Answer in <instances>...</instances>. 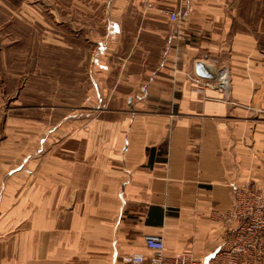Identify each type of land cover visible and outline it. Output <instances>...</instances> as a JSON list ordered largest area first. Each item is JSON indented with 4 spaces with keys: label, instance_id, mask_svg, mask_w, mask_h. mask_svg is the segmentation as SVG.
Instances as JSON below:
<instances>
[{
    "label": "crops",
    "instance_id": "1",
    "mask_svg": "<svg viewBox=\"0 0 264 264\" xmlns=\"http://www.w3.org/2000/svg\"><path fill=\"white\" fill-rule=\"evenodd\" d=\"M245 3L171 2L180 24L139 9L142 22L113 20L118 69L98 58L100 42L91 66L109 77L91 74L95 105L43 134L40 118L2 122L0 264H126L149 253L145 234L208 264L229 185L264 188V0ZM151 37L157 58H122ZM197 62L224 72L228 90L194 85Z\"/></svg>",
    "mask_w": 264,
    "mask_h": 264
},
{
    "label": "rangeland",
    "instance_id": "2",
    "mask_svg": "<svg viewBox=\"0 0 264 264\" xmlns=\"http://www.w3.org/2000/svg\"><path fill=\"white\" fill-rule=\"evenodd\" d=\"M246 1L240 3L246 6ZM162 8H144L141 0H0V134L7 117L40 118L43 134L81 112L84 105H95L91 74L107 76L91 66L100 42L105 48L98 58L112 70L118 69V61L112 59L119 58L117 45L108 37V24L113 20L127 24L129 15L131 22H142L140 11L154 12L168 25ZM140 43H145L143 49L122 58L159 56L160 39ZM127 51L128 46L123 53ZM88 112L89 118L96 113Z\"/></svg>",
    "mask_w": 264,
    "mask_h": 264
},
{
    "label": "built area",
    "instance_id": "3",
    "mask_svg": "<svg viewBox=\"0 0 264 264\" xmlns=\"http://www.w3.org/2000/svg\"><path fill=\"white\" fill-rule=\"evenodd\" d=\"M180 0H141L144 8L163 6L162 14L169 22L180 24L182 12L171 6ZM194 85L226 92L229 80L224 72L206 78L193 74ZM230 206L219 214L226 233L216 252L210 255L208 264H264V188L258 187L250 178H241L229 185ZM148 254L130 253L121 257L126 264H201L187 254H164L161 236L143 235Z\"/></svg>",
    "mask_w": 264,
    "mask_h": 264
},
{
    "label": "water",
    "instance_id": "4",
    "mask_svg": "<svg viewBox=\"0 0 264 264\" xmlns=\"http://www.w3.org/2000/svg\"><path fill=\"white\" fill-rule=\"evenodd\" d=\"M195 74H197L200 77H206L210 78L214 76V71L208 66L201 62H197L195 64Z\"/></svg>",
    "mask_w": 264,
    "mask_h": 264
}]
</instances>
